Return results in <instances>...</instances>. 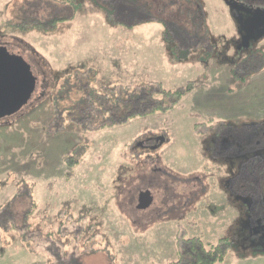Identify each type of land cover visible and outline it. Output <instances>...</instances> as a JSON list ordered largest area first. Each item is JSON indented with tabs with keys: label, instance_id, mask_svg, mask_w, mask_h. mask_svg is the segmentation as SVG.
I'll use <instances>...</instances> for the list:
<instances>
[{
	"label": "rangeland",
	"instance_id": "rangeland-1",
	"mask_svg": "<svg viewBox=\"0 0 264 264\" xmlns=\"http://www.w3.org/2000/svg\"><path fill=\"white\" fill-rule=\"evenodd\" d=\"M134 3L0 0V45L18 51L37 77L28 102L0 119V205L14 203L5 213L14 228L0 213V264H172L185 239L216 244L232 232L235 217L205 209L210 181L197 210L183 216L178 207L192 190L184 178L191 172L204 183L208 175L198 132L218 119L264 120V39L239 57L221 0ZM33 18L62 21L31 28ZM165 18L190 45L174 42ZM210 111L211 121L196 115ZM151 133L165 141L142 151ZM168 186L180 199L174 221L165 217L172 211L156 213ZM139 189L153 194L144 212L135 208ZM25 193L34 208L22 221ZM221 264H264V248L227 249Z\"/></svg>",
	"mask_w": 264,
	"mask_h": 264
},
{
	"label": "flooded vegetation",
	"instance_id": "flooded-vegetation-1",
	"mask_svg": "<svg viewBox=\"0 0 264 264\" xmlns=\"http://www.w3.org/2000/svg\"><path fill=\"white\" fill-rule=\"evenodd\" d=\"M221 1L227 8L228 15L234 24L235 38L232 45L234 52L240 57V53L251 51L264 39V24L254 25L252 23L253 18L249 13L254 8H264V2L259 0ZM228 4H231L234 10L238 8V11H230ZM196 6L199 8L197 4ZM108 13H110L109 10ZM231 13L234 14V18ZM199 16L201 17L200 14H198ZM190 19L192 18L190 17ZM166 20L167 18L163 19L161 23L168 34L174 35H172L174 42L179 45V40L176 38L180 37L186 43L189 42L190 45L191 36L185 30H178L172 21L168 23L172 24L173 27L170 26L172 28L168 29ZM182 32L184 33L182 34ZM198 45H204L203 40ZM203 47V51H206V47ZM251 54L247 55L248 58H246L247 56L241 57L238 64L246 65L248 60L253 58ZM213 113L214 111H210L207 115V112H199L196 115L211 121L210 116ZM200 115L204 116L201 117ZM222 120L224 119H218L215 123L209 122L197 134L198 147L201 150L200 156L205 159L203 169L208 168L206 169L208 175L203 176L204 183L202 178L190 172V176L184 178V181L192 190L188 195L186 194V201L182 203V208L181 205L177 206V201L180 199H177L179 196L174 191V186H168L166 196L162 198L161 207L156 210V213L159 216L158 212L164 211V214L172 211L173 214L165 217H170L169 219L174 221L177 207L181 215L185 212L188 214L191 210H197L195 204L205 201L203 197L208 196L206 186L209 184L207 181H210L209 196L211 200L207 202L205 208L207 212H215V217L223 219L216 210L219 207V210L226 211L225 213L229 218L235 217L232 232L230 231L228 236L221 238L224 239L222 243H225L227 249L232 251H260L261 248H264V120L244 122H223ZM164 141L165 138L162 140L160 135L151 133L150 136L139 141V149L150 153L159 148L158 146ZM139 157L143 158L140 154ZM144 157L150 159L148 154ZM158 171L167 175L168 178H173V180L177 178L167 171L163 172L160 169ZM140 191L141 189H139ZM151 206L144 210L139 209V211L144 212ZM173 210L175 211L173 212ZM163 214L162 216H164Z\"/></svg>",
	"mask_w": 264,
	"mask_h": 264
},
{
	"label": "water",
	"instance_id": "water-1",
	"mask_svg": "<svg viewBox=\"0 0 264 264\" xmlns=\"http://www.w3.org/2000/svg\"><path fill=\"white\" fill-rule=\"evenodd\" d=\"M228 6L233 12L231 4ZM234 11H238V8ZM249 13L254 25L264 24V8H254ZM232 17L234 18V14ZM36 80L30 64L18 51L0 45V119L11 116L28 102L36 87ZM152 202V192L149 189L142 190L137 195L136 209L144 210Z\"/></svg>",
	"mask_w": 264,
	"mask_h": 264
},
{
	"label": "trees",
	"instance_id": "trees-1",
	"mask_svg": "<svg viewBox=\"0 0 264 264\" xmlns=\"http://www.w3.org/2000/svg\"><path fill=\"white\" fill-rule=\"evenodd\" d=\"M125 2L127 4L133 5L134 4V0H125ZM136 2V0H135ZM77 3V2H73ZM168 3H165V5L163 6L166 7ZM191 7V6H190ZM104 13L106 12V20L108 21V19L110 20V16L107 14L108 13V9H104L103 10ZM193 16H194V10L192 11ZM30 19H32L30 17ZM62 19V18H60ZM60 19H51L49 21H47L46 23H43L41 20H36L35 18H33L32 22V27L31 28H40L42 26H46V25H50V26H54V23L59 21H62ZM112 24V23H111ZM22 29H25V25L20 24ZM113 25V24H112ZM181 90H177L174 92H171V94H179ZM165 94H169V91H163ZM157 102V106H155L154 110L156 109H160V103ZM143 162V161H142ZM146 164V163H145ZM145 164L144 167H145ZM133 171V170H132ZM143 173V177H145L147 174V170L145 168H143L141 170ZM138 173L139 176V168L136 169V171L133 173L134 175ZM149 179L148 177H145V181ZM25 201H30V207L28 208L29 210L27 211V213L25 214L24 218H22V221H25L28 214L31 212L30 209L34 208V202L31 201V197L28 193H25L24 196ZM11 200V199H10ZM6 200L4 201L1 205H0V213L1 215H3L4 219H7V215H5L8 208H10L14 203L11 200ZM10 201V202H9ZM4 207L3 211H1V209ZM12 220L7 219V223L9 224L10 228H14L13 227V223L11 222ZM6 228V227H5ZM21 240V244L22 246L26 249L29 250L28 246H29V240L25 239L23 236L22 238H20ZM222 240L224 241V239H220L219 242H217L216 244H211V243H203L201 241L200 238L198 237H191L188 239L184 240V243H186V249L184 251H182V253L180 254L177 262L172 263V264H179L181 263L182 259L186 256V261L183 264H221L224 260H225V256L227 253V245L225 243H222Z\"/></svg>",
	"mask_w": 264,
	"mask_h": 264
}]
</instances>
